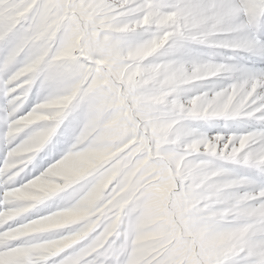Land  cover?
Masks as SVG:
<instances>
[{
	"label": "clouds",
	"instance_id": "obj_1",
	"mask_svg": "<svg viewBox=\"0 0 264 264\" xmlns=\"http://www.w3.org/2000/svg\"><path fill=\"white\" fill-rule=\"evenodd\" d=\"M61 15L64 17L62 21L58 20ZM202 15L210 18L213 11L207 8ZM244 20V17L229 18L218 27L224 29ZM32 21V33L22 34L31 38L22 46H18L17 37L13 36L0 48V93H12L10 98L0 94V153L12 145H24L32 150L29 157L31 171L34 173L36 165L43 162L42 174L60 165L70 154L83 152L89 147L103 146L109 151H117L127 145L106 164L82 177L71 178L63 195L71 204L80 202L102 177L110 175L123 161L124 165L90 211L100 208L109 193L113 195V205L130 200L122 215L118 214L117 207L110 206L111 214L106 211L84 240L71 249L54 251L44 264H67L68 258L75 255L82 256L81 264H264V222L259 230L247 234L236 231L240 223L248 221V217L241 215L230 220L223 211L230 201L209 206L204 199L211 191L209 186L200 184L195 174L185 178L186 174L181 170L177 175L175 160L166 161L172 173L169 178L159 157L150 155L144 144L146 140L152 153L157 150L175 153L178 158L186 148L196 146V136L203 134L211 139L221 132L233 131V125L238 123L210 117L195 124L186 122L184 127H195L199 131L190 132L178 143L163 144L157 149V138L152 135L151 128L173 118L176 111L174 101L177 100L185 105L186 111L192 112L195 107L187 108V105H195L197 100H203L217 88L226 89L244 82L250 84L256 78L261 86L255 95L262 98L261 106L264 107V51L259 55L254 51L241 55L229 53L224 48H201L204 54L193 57L184 49L176 51L165 44L146 55L142 66L137 67L134 49L147 46L153 35L159 36V31L153 33L141 29L127 34L111 33L110 39L105 41L106 33L96 32L98 28L102 29L105 21L97 15L95 6L78 3L54 8L47 4L37 5ZM210 22V19L202 21L195 30L207 32ZM82 33L85 39L81 40L80 47L73 48L68 55L66 49ZM249 34H252L251 30ZM236 35L239 34L211 36L210 39H231ZM93 36L99 40L96 45L89 44ZM81 52L85 55H80ZM98 59L107 60L111 65L107 75V65L100 67L95 63ZM173 59L175 63H165L160 72H155L154 65L158 61ZM209 60L222 61L233 70L218 81H201L196 65L206 66ZM134 70L139 73L138 87L128 92L123 79ZM170 76L176 81L193 82L167 96L164 91ZM105 78L111 81L109 85L93 86L94 81ZM145 79L148 83H141ZM21 83L25 86L21 87ZM117 86L127 97L125 103L129 117H121L119 135L101 144V138L108 132L105 124L117 115V110L111 106L119 103ZM246 91L247 87L244 88ZM101 97L106 101L103 111L99 108ZM38 113L46 115L37 116ZM9 119L16 125L18 135L5 138ZM257 122L264 126V111L252 118V123ZM200 158L198 155L192 157ZM145 160L147 164L133 174L137 163ZM25 167L27 165L19 171ZM16 171L13 169L9 179ZM19 182L12 181L13 184ZM163 183H167L169 195H154L155 186ZM174 196L187 201L182 219H177L173 208ZM150 200L153 207L149 212ZM86 224L75 225L73 230ZM27 243V240H8L0 251ZM88 249L91 251L84 255Z\"/></svg>",
	"mask_w": 264,
	"mask_h": 264
},
{
	"label": "rangeland",
	"instance_id": "obj_2",
	"mask_svg": "<svg viewBox=\"0 0 264 264\" xmlns=\"http://www.w3.org/2000/svg\"><path fill=\"white\" fill-rule=\"evenodd\" d=\"M170 5L161 8V3ZM84 4L95 6L97 15L105 23L102 29L98 28L97 33H106L104 39H110L111 33H133L138 30L159 31V36L153 35L147 42V46L134 49L133 58L137 61V67L142 66L143 59L154 50L167 44L179 51L184 49L187 54L193 57L203 55L201 48H224L229 53H240L254 51L257 55L264 50V45L258 36V29L264 24V0H0V48L10 37H17L18 46L30 39L32 33L33 10L37 5L47 4L54 8L61 4ZM185 3L208 4L213 15L209 18L202 13L192 14L182 10ZM244 17L242 23H235L224 29L218 26L226 19ZM63 16L58 17L62 21ZM210 19L209 30L198 32L196 27L204 20ZM163 29V31H160ZM251 30L252 34H249ZM239 34L231 39L211 40V36H223ZM85 39L84 34L77 36L73 43L68 46L66 52L71 55L73 48H79L81 40ZM99 43L97 36L89 40L90 45ZM192 45L191 47H185ZM80 55H85L81 52ZM210 55V53H209ZM170 61H158L154 65L155 72H160L165 63ZM100 67L110 71L111 65L107 60L98 59L95 61ZM200 70L198 79L201 81H218L233 69L222 61L209 60L206 66L197 64ZM71 70V69H69ZM99 73V68L97 69ZM139 73L132 71L128 73L123 83L128 92H133L138 87ZM193 81H176L171 76L169 85L165 88L164 95L171 96L172 93L183 87L186 83ZM111 81L107 78L94 81L93 86H107ZM141 83L147 84L145 79ZM21 87L25 86L23 83ZM261 86L260 80L254 78L250 84L244 82L241 85L233 84L230 87L217 88L214 93L206 95L203 100H197L195 105L189 104L187 108L195 107V111L185 110L182 102L174 101L176 111L173 118L168 119L151 128V133L157 138V149L159 146L168 143H178L181 138L190 132L199 131L198 128L184 127L186 122L197 123L205 118L230 119L238 123L233 125L234 130L221 132L219 135L209 138L207 135L196 136V146L186 148L184 153L177 158L175 153H161L158 150L152 153L144 141L145 148L150 155L154 154L161 160L163 170L168 177L172 176L166 161L175 160L177 175L183 170L185 178L195 174L202 185H208L211 191L204 198L209 206H216L225 201H230L224 214L230 220L238 216L248 217V221L240 223L236 231L247 234L253 230H259L261 222H264V188H259L253 183L247 182L236 169L245 168L248 172L264 164V126L259 123H252L253 117H258L264 107L261 106V97L255 95ZM247 91L244 92V88ZM15 90V89H14ZM119 103L111 105L117 110V115L110 119L105 128L107 134L101 138V144L110 141L121 132V117L128 118L129 112L125 103L126 95L120 93L116 87ZM3 96L11 97V92L0 93ZM56 105H52L55 107ZM106 101L103 97L99 100V108L103 111ZM123 108L124 111L119 110ZM46 115L38 113L37 116ZM227 127V125H225ZM7 131L5 138L18 135L17 127L11 119L6 124ZM127 145L117 151H123ZM31 149L24 145H12L7 151L0 153V249L8 240H27L25 246L14 248L9 251H0V264H44L54 251L71 249L80 241L84 240L88 233L94 230L103 214L110 212V206L117 207L118 214H123L130 200L120 201L118 206L113 205V195L108 194L104 204L93 211L90 208L104 193V190L111 183L119 168L124 162H119L110 175H105L98 182L96 187L88 191L82 200L71 204L68 198L63 195L68 183L73 177H82L90 170L106 164L112 160L117 151H109L106 147H89L83 152L70 154L60 165L47 172L40 174L43 162L36 165V170L31 171L32 164L29 160ZM198 155L200 159H192ZM240 157L239 164H233ZM147 160L138 162L135 171L147 164ZM27 165L23 171L21 167ZM126 166V165H125ZM13 169L15 175L9 179ZM35 176V178H32ZM23 177V179H20ZM13 180L19 183L13 184ZM174 186V185H173ZM169 195L167 183L155 186L154 195ZM173 208L177 212V219H182L181 214L186 211L187 201L181 196H174ZM149 212L152 210L153 201L148 204ZM96 216V220L91 218ZM116 218V217H114ZM87 222L85 227L73 230V226ZM231 238V236H229ZM91 249L84 252L87 255ZM82 256L75 255L68 258L67 264H81Z\"/></svg>",
	"mask_w": 264,
	"mask_h": 264
},
{
	"label": "snow or ice",
	"instance_id": "obj_3",
	"mask_svg": "<svg viewBox=\"0 0 264 264\" xmlns=\"http://www.w3.org/2000/svg\"><path fill=\"white\" fill-rule=\"evenodd\" d=\"M170 5L167 3H161L159 7L161 8H167ZM183 11H187L192 14H199L204 12L207 8H209L208 4H203V3H185L182 6ZM242 17V16H241ZM240 18V17H237ZM258 36L261 41V44L264 45V24H261L259 29H258ZM264 51V50H262ZM241 161V158L238 157L236 158L235 161H231L233 164H239ZM248 166L246 165L245 168L241 169H236V172L241 175L247 182L253 183L259 188H264V164H261L256 171L253 172H248L245 169Z\"/></svg>",
	"mask_w": 264,
	"mask_h": 264
}]
</instances>
